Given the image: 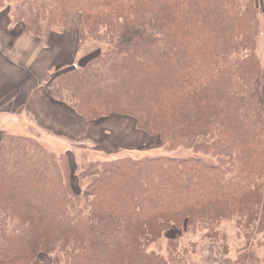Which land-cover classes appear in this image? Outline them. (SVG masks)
I'll use <instances>...</instances> for the list:
<instances>
[{
    "label": "trees",
    "instance_id": "16d2710c",
    "mask_svg": "<svg viewBox=\"0 0 264 264\" xmlns=\"http://www.w3.org/2000/svg\"><path fill=\"white\" fill-rule=\"evenodd\" d=\"M5 8L39 39L76 14L77 48L105 45L48 82L54 101L88 126L132 119L166 153L193 155L75 169L66 153L1 133L0 264H192L204 242L222 264H259L264 0H0ZM222 221L243 240L233 260ZM161 240L164 254L152 249Z\"/></svg>",
    "mask_w": 264,
    "mask_h": 264
},
{
    "label": "rangeland",
    "instance_id": "374dc122",
    "mask_svg": "<svg viewBox=\"0 0 264 264\" xmlns=\"http://www.w3.org/2000/svg\"><path fill=\"white\" fill-rule=\"evenodd\" d=\"M68 17V21L66 19L67 24L65 23L66 27H54L51 29V31H56V33H62V37L55 34L52 35L51 57H68V61L71 57L73 58L66 64H62V66L56 68V72L52 77L48 75L46 80L49 82H53L56 76L63 72L80 67L84 57H94L105 49V45L93 41H86L78 49L76 44V28H78L77 21L79 23V16L71 14ZM48 35L46 34V37H42L44 42ZM260 35L258 39V55L264 58V28ZM16 102H18V99L12 100L11 104H9L6 98L0 99L1 114L8 111L15 114L21 112ZM51 117L53 128H50V132L45 131L41 123L32 119L27 112H24L21 120L13 125L3 126L1 130L5 134L33 137L48 151L57 154H68L75 169L81 168L85 162L96 159L139 158L162 154L186 158L193 155L192 151L186 149H177L166 153L159 147L158 140L136 130L132 119L129 118L116 117L118 119H113V121L106 124L97 122V124H91L93 126H88L89 124L82 122L66 105H62V118H59L57 109L51 111ZM196 156L211 161L209 157H205L202 154ZM219 231L225 233L227 236L229 253L226 258L233 260L236 257V250L241 246L243 240L236 238V231L232 222L222 221ZM200 239L201 233L198 232L195 235L184 237L182 243L188 244L190 242H197ZM152 249L164 254L165 241L161 240L157 242L152 246ZM253 251L259 259V264H264V245L262 244L259 247L255 245ZM221 255L219 248L213 244L204 242L199 245L198 252L195 255H191V263L222 264ZM46 264H49V262L46 261Z\"/></svg>",
    "mask_w": 264,
    "mask_h": 264
},
{
    "label": "crops",
    "instance_id": "0c3cea01",
    "mask_svg": "<svg viewBox=\"0 0 264 264\" xmlns=\"http://www.w3.org/2000/svg\"><path fill=\"white\" fill-rule=\"evenodd\" d=\"M48 34L44 42L29 34L24 26L12 24L9 8L0 11V99H8L9 104L18 99L16 103L21 109L18 114L0 112V134L3 126L21 120L24 112L40 122L47 132L53 128L52 110L57 109L62 118V104L51 98L46 78L52 77L56 68L73 57L69 61L68 57H51L52 35L62 37V33L51 31Z\"/></svg>",
    "mask_w": 264,
    "mask_h": 264
}]
</instances>
